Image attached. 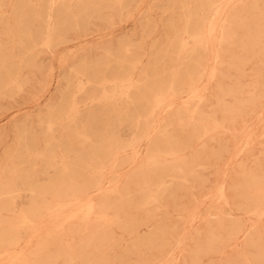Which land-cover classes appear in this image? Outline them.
Wrapping results in <instances>:
<instances>
[{"label":"rangeland","instance_id":"rangeland-1","mask_svg":"<svg viewBox=\"0 0 264 264\" xmlns=\"http://www.w3.org/2000/svg\"><path fill=\"white\" fill-rule=\"evenodd\" d=\"M211 1L0 0V264L264 263V0Z\"/></svg>","mask_w":264,"mask_h":264},{"label":"bare ground","instance_id":"bare-ground-1","mask_svg":"<svg viewBox=\"0 0 264 264\" xmlns=\"http://www.w3.org/2000/svg\"><path fill=\"white\" fill-rule=\"evenodd\" d=\"M218 1V0H217ZM204 2V1H203ZM216 2V1H215ZM212 4H214L211 0H205V3L204 4H200L198 7L200 8V9H203V6L204 5H206V6H210V5H212ZM204 12V11H203ZM214 20H216L217 22H220V10H217V12H216V15H215V18H214ZM199 22H197V24H198ZM202 23V22H201ZM190 27H192V26H190ZM195 28H197L196 26H193V29H195ZM214 29H215V27H214ZM190 30H192V29H190ZM189 31V30H188ZM191 33V32H190ZM196 33V32H195ZM222 33V32H221ZM254 33H257V32H254ZM260 33V32H259ZM220 34V33H219ZM256 35V34H255ZM207 38V37H206ZM209 38H211V37H209ZM204 39H205V37H204ZM209 41V43H210V39H208L207 40V42ZM205 42V41H204ZM203 42V43H204ZM220 43V42H219ZM205 45V44H204ZM206 45H208V43H206ZM210 46V45H209ZM198 47V46H197ZM194 48H196V47H194ZM208 49H210V47L208 48ZM198 50V49H197ZM202 50V49H201ZM191 51V50H190ZM213 51V50H212ZM197 52V51H196ZM195 52V53H196ZM194 53V52H193ZM208 53V52H207ZM192 55H194V54H192ZM214 57H215V55H214ZM191 59H192V56H191ZM194 59V58H193ZM199 59V58H198ZM194 65V64H193ZM192 65V66H193ZM193 72H195L194 70H192ZM190 79V78H189ZM193 80V79H192ZM123 81H126L127 83H129L130 82V79L129 78H127V79H124ZM189 81V80H188ZM186 86H189V89L191 88V84H188V85H186ZM188 90V89H187ZM159 94V96H161L162 94H160V93H158ZM162 99H161V97H159L157 100H156V103L158 104V103H160V101H161ZM211 125H213L212 123H211ZM193 127H195V126H193ZM198 130V129H197ZM192 131V130H191ZM190 131V132H191ZM189 132V133H190ZM192 133V132H191ZM193 134V133H192ZM166 139V138H165ZM171 140H166L165 141V145L166 146H168V148H167V152L169 153V154H174V157H175V152H178L179 150H181V149H179L178 148V146H177V144L176 143H172V142H170ZM174 141V140H173ZM164 143V142H163ZM162 143V144H163ZM177 143H179V142H177ZM183 144V143H182ZM181 145V144H180ZM183 146H185L184 144H183ZM108 148H109V146H108ZM105 149H107V148H105ZM109 149H111V148H109ZM179 149V150H178ZM100 150V149H99ZM166 150V149H165ZM166 152V151H165ZM110 154V153H109ZM112 154V153H111ZM99 156V155H98ZM105 156V155H104ZM177 156V155H176ZM94 157V156H93ZM92 157V164H93V169H94V171L96 172L94 175H93V177H91L87 182H84V183H82V184H79V185H77V186H73V185H67V186H59V187H57V188H55V189H53L52 191H48V189L45 187V186H42L41 188L39 187V188H35V186L34 185H32V182L31 181H27V186H26V188H24V190L25 191H27V192H29L30 193V195L32 194V193H35V195H36V193L38 194V196H40L39 198H42V197H44L45 199H46V195L49 193V194H51V196L53 197V199H54V201L53 202H55V204H56V206H60L61 204H64V203H70V204H73L74 205V203L76 202H78V201H75V200H77L78 198H80V200H81V202L83 201V202H85V204H86V206H87V208L88 209H92V210H94V208H97V206L99 207V206H102V204H99V205H97L96 204V202H94V198H93V196L91 195H89L90 194V192L92 193H95L96 195H98L99 194V196H100V193H102V191H104L105 189H106V186L105 187H103L105 184H106V182H104L103 180H102V178L100 177V169H101V160H100V158L99 157H94L93 158ZM173 157V156H172ZM176 162V161H175ZM178 163V162H177ZM183 163H185V161L183 162ZM181 164V163H180ZM179 167V166H178ZM174 169H175V167H174ZM179 169V168H178ZM172 170V169H171ZM184 170V169H183ZM62 171L63 172H66V174H67V172L69 171H71V173L73 172V169H70L68 166H66V165H64L63 164V167H62ZM179 172H180V170H179ZM187 172H188V170H187ZM186 173V172H185ZM76 176V175H75ZM165 176H168V174L166 175V169L164 168L162 171H160V172H157L156 170H152V171H149V170H146V171H144V172H141V174H139L138 175V185H140V187H142L143 189H148V188H150L151 186H158V185H161V184H163L164 183V178H165ZM73 177V175L71 176V179H73L72 178ZM55 178V177H54ZM32 179V178H31ZM154 179V180H153ZM45 180V179H44ZM78 180V179H77ZM76 180V181H77ZM62 183H65V182H62ZM62 183H59V184H62ZM70 183V182H69ZM76 183V182H75ZM217 183V182H216ZM24 184V183H23ZM107 185V184H106ZM152 189H154V188H152ZM37 191V192H36ZM28 195V194H27ZM102 195H103V193H102ZM50 197V196H49ZM52 197H50V198H52ZM98 197V196H97ZM30 197H28V199H29ZM43 200V201H46V200ZM66 199V200H65ZM52 201V200H51ZM74 202V203H73ZM104 202H105V200H104ZM38 203V202H37ZM36 203V204H37ZM249 203V202H248ZM35 204V201H33V199H31L30 201H29V203H28V207L25 209H23V210H21L20 211V218H21V220H22V222L23 223H25V224H31L33 221H34V218H35V213H36V209L38 208V207H40V205L35 209L34 208V206L36 205H34ZM39 204V203H38ZM54 204V203H53ZM84 204V205H85ZM43 205V204H42ZM41 205V206H42ZM107 207V206H106ZM44 208V207H43ZM47 208V207H46ZM45 209V208H44ZM43 209V210H44ZM114 209V208H113ZM42 210V211H43ZM96 211H97V209H96ZM106 211H109V210H107L106 209ZM44 212V211H43ZM42 212V213H43ZM93 213H94V211H92ZM38 213H40V212H38ZM42 213H40V214H42ZM96 213V212H95ZM39 214V215H40ZM65 215H67V214H65ZM64 215V217L66 218V217H68V216H65ZM71 215V214H70ZM111 215V214H110ZM63 217V218H64ZM36 218H39V217H36ZM59 220V219H58ZM54 222H55V220H54ZM23 227V226H22ZM27 227V226H26ZM24 229H28V228H24ZM39 229V228H38ZM40 229H42V227L40 228ZM39 229V230H40ZM11 230H12V228H11ZM17 232V231H16ZM19 232V231H18ZM12 233H13V231H12ZM15 234L16 233H14V236H15ZM31 234H33V233H31ZM2 235V234H1ZM25 235H28L27 233L25 234ZM34 235V234H33ZM31 236V235H30ZM11 237H13V235L11 236ZM17 237V236H16ZM2 238V237H1ZM14 238V237H13ZM30 238V237H29ZM29 238H27L26 237V239H29ZM155 238V237H154ZM16 239V238H15ZM13 240V239H12ZM4 242H5V240H3ZM17 241V240H16ZM28 241V240H27ZM26 241V242H27ZM245 241V240H244ZM8 242V241H7ZM28 243V242H27ZM246 243V242H245ZM248 243V242H247ZM246 243V244H247ZM250 243V242H249ZM248 243V245L250 246V244ZM12 244V243H11ZM1 245V244H0ZM13 245V244H12ZM244 245V244H243ZM8 246H10V245H8ZM248 246V247H249ZM39 247H40V245H39ZM245 247H247V246H245ZM29 249H30V247H29ZM39 249V248H38ZM43 249V248H42ZM39 251H40V249H39ZM263 251V250H262ZM29 253V252H28ZM31 253V252H30ZM79 253V252H78ZM77 253V254H78ZM264 253V252H263ZM34 254V253H33ZM76 254V255H77ZM25 255V254H24ZM36 255V254H35ZM30 256V255H29ZM38 256V255H37ZM37 256H35V257H37ZM81 256V255H80ZM264 256V255H263ZM21 257H23V256H21ZM31 257V256H30ZM35 257H33L34 259H35ZM20 258V257H19ZM18 258V259H19ZM261 258V257H260ZM259 258V259H260ZM264 258V257H263ZM17 259V258H16ZM241 259V258H240ZM244 259V258H243ZM19 260H21V259H19ZM36 260V259H35ZM39 260V259H38ZM249 260H251V259H249ZM18 261V260H17ZM26 261H28V260H26ZM25 261V262H26ZM42 261H44V260H42ZM25 262H23V264L25 263ZM34 262V261H33ZM40 262V261H39ZM256 262H258V261H256ZM260 262V261H259ZM16 263V262H15ZM14 263V264H15ZM31 263V262H30ZM36 263H37V260H36ZM36 263H34V264H36ZM16 264H19V263H16ZM40 264V263H39ZM252 264H255V263H252ZM264 264V263H263Z\"/></svg>","mask_w":264,"mask_h":264}]
</instances>
